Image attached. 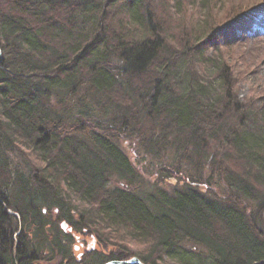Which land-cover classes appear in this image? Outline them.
Returning <instances> with one entry per match:
<instances>
[{"label":"trees","instance_id":"16d2710c","mask_svg":"<svg viewBox=\"0 0 264 264\" xmlns=\"http://www.w3.org/2000/svg\"><path fill=\"white\" fill-rule=\"evenodd\" d=\"M199 2L204 21L195 27V41L191 37L187 44L190 52L180 58L171 55L177 48L161 43L171 37L144 9L143 0H0V264L38 262L45 241L40 235L47 227L56 230L42 217L45 205L58 209L57 220H65L73 230L90 229L98 239L95 230L102 225L145 243V250L135 253L143 264L167 259L177 264H264V106L255 98L238 97L222 53L231 41L218 45L204 39L218 21L207 24L213 0ZM216 5L214 10L220 8ZM119 13L134 24L130 30L125 27L127 34L136 29L142 36L119 43L117 53L125 73H146V81L138 77L134 86L131 77L123 81V74L109 70L104 50L94 46L112 34L102 17L120 25ZM151 63L154 73L148 76ZM194 67H205L217 79L200 75ZM83 84L92 96L79 94ZM59 92L67 98L57 101ZM124 97L131 104L123 105ZM70 99L76 106L83 101L77 113L87 118H95L96 105L105 114L112 111L108 129L86 128L73 118L72 106L59 113V103ZM131 108L134 113H129ZM142 115L158 133L145 136L140 147L157 158L173 144L175 157L181 155L192 168L184 178L178 163L159 164L160 185H167L168 191L110 186L112 178H133L120 144ZM74 127L80 131L71 130ZM31 156L45 162L42 173L30 164ZM231 159L239 170L227 165ZM207 163L211 172L204 181L221 179L251 202V210L202 186L201 170L205 172ZM49 173L57 175L55 180L78 202L68 203L58 185L50 189L47 182L55 180ZM125 249L88 255L92 264H104L124 260Z\"/></svg>","mask_w":264,"mask_h":264},{"label":"rangeland","instance_id":"374dc122","mask_svg":"<svg viewBox=\"0 0 264 264\" xmlns=\"http://www.w3.org/2000/svg\"><path fill=\"white\" fill-rule=\"evenodd\" d=\"M144 1V9L150 12V15L154 17L159 26H162L160 30H164L165 34L169 38L168 41L163 40L165 46L177 48L175 52H172L171 55H175V57H182L190 52V48L187 45L190 44L191 41H195L193 39L198 30L195 28L197 25H200L202 21V14L200 12L203 11L204 6H200L199 0H143ZM213 4L220 5L218 6V10H214L213 4L209 5L211 16H207V24L210 25L209 22L215 20L218 24L214 27V31L210 32L206 36H204L205 40L216 41L218 45H221L224 41H231L230 47L224 48L223 54L225 55V59L228 60V64L230 65L229 72H233V82L235 83V91L238 94V97L241 98H255L258 105L264 106V25L261 28V23L264 22V0H213ZM259 8V9H258ZM107 16V15H106ZM117 17L121 19L120 25H117L116 21L110 23L106 18L102 17L104 23L107 28V31H111V37L108 36L106 38L101 37L102 41L100 44L94 45L97 46L100 51L104 50V54L106 55V62L104 65L111 71H117L123 76L121 79L124 81L126 78H130V72L128 74L125 73V64L122 62L121 57L117 54L119 51V43H130L133 42L134 39H139L142 36L137 35L136 29L131 34H127V30L134 28V24L128 20V17L125 14H118ZM142 17V16H141ZM143 21L147 20L143 16ZM249 22V23H248ZM248 24V25H247ZM247 26V28H246ZM127 27V28H125ZM104 28H102L101 31ZM147 31L143 29V34ZM160 32V31H159ZM103 33V32H102ZM126 33V34H125ZM262 34V35H260ZM127 35V36H126ZM161 33H157V36ZM126 36V38H124ZM141 36V37H140ZM162 37V36H161ZM192 37V38H191ZM124 38V39H123ZM133 38V40H132ZM154 39V34L151 37ZM191 38V41H190ZM108 43L105 46L104 41ZM162 40V38H161ZM238 40V41H237ZM165 41V42H164ZM211 43V42H210ZM232 44L234 46H232ZM100 45V46H99ZM209 55V54H208ZM230 59H229V58ZM228 58V59H227ZM217 62V60H216ZM215 62V63H216ZM188 64H194L188 61ZM218 64V63H217ZM96 67V64L94 65ZM200 67V66H199ZM81 70H84L83 64L80 66ZM149 69L148 76H152L154 73V67L152 63L146 68ZM212 69V68H211ZM194 70H198L200 75H207L209 79H217V77H212L211 73L205 67H201L197 69L194 67ZM125 73V74H124ZM198 73V74H199ZM157 79V74H154ZM137 76V77H136ZM138 77L142 78L140 80ZM146 73L137 72L132 74L131 82L134 86V83L140 81H146L145 79ZM83 79V78H82ZM86 81V79H84ZM216 82V81H215ZM87 83V82H86ZM86 84H83L79 94L82 96H92L91 88H86ZM57 101H63L67 98V95L59 92L56 94ZM98 99V96H97ZM107 103L112 104L110 99H104ZM140 103L143 99H139ZM138 100V101H139ZM80 102L77 106L75 105V101L73 99L68 100L64 103H59L57 107V111L60 113L65 106L73 107L72 116L75 119H80L83 125L88 129H92L95 131L101 132L102 130L108 129L111 121V112L105 114L103 109L99 105L94 106L96 111V116L94 119L87 118L78 114V110H81V106H83ZM121 102L123 105L127 102V99L122 98ZM139 103V104H140ZM53 104L56 108V101H53ZM131 104V103H129ZM127 106V105H125ZM126 109V108H125ZM129 113H134V109H130ZM70 111V110H69ZM129 115V114H128ZM76 116V117H75ZM134 119V115L130 114ZM131 122L133 123L134 120ZM136 126H133V132L131 136H123L121 137L122 141L120 147L122 151L126 154L132 169H133V178L130 181L129 176L127 179L120 178H112L110 182V186L113 187H128V191H135L136 189L140 190V192H152L156 188L161 187L168 191V186H161L159 177L157 175V170L161 166L173 167L178 163V174L179 176L186 177L189 171L192 172V168L189 165H185L183 161L184 157L180 155V158L175 157V145L173 144L164 150L165 152L161 154L159 157H154L151 154H147L141 147L140 142L145 138V136L151 133L156 132V127H154L151 123L147 121V117L137 116L136 117ZM76 132L80 130L77 127L72 128ZM135 130V131H134ZM80 136V135H79ZM169 139V138H168ZM23 150V149H22ZM24 152V151H23ZM31 152V151H30ZM29 150L26 149V154L29 155ZM31 155H34L31 152ZM12 159V155H11ZM14 161L18 163L17 159L14 158ZM14 164V163H13ZM11 162V167L14 165ZM30 164L34 165L36 172L42 173L43 168L45 167V162H42L38 159V157L31 156ZM160 164V165H159ZM227 165L231 169L239 170L238 164L234 160L227 161ZM201 169H203V164ZM204 169L201 170V174L203 177L201 179L202 186H205L208 189H212L220 194V197H230L233 200H236L241 205L245 206L248 210H251L252 204L251 202L243 200L239 197L235 192L230 190L225 182L220 179L218 182L215 178L211 182L207 183L204 181V178L209 175L211 172L209 164H204ZM48 173V172H47ZM52 176V180L57 179V175H53V173H49ZM139 181V184L136 183ZM48 187L51 189L50 185L55 187L58 185L60 190H63L61 193L67 199V202H78L76 198L68 193L66 186L62 183H58L57 180L51 182H47ZM216 184V185H214ZM136 185V187H134ZM215 186V187H214ZM166 187V188H165ZM53 193V192H52ZM71 195V197H69ZM71 198V199H70ZM75 204V203H73ZM78 205V204H75ZM68 206V205H67ZM86 206V205H84ZM82 207V209L87 208ZM69 208V206H68ZM42 211V217L49 218L56 227V230L53 227H47L48 231H45V235H40V240H45L44 249L41 248L42 252L39 251V257L37 263L34 264H92L90 255H88L91 251L101 252L103 254L116 253L125 249L127 252V256L124 260L135 257V253L137 254L141 250H145L146 244L131 240L124 231L122 230H110L108 228H103L102 225H99L96 232L98 235V239L94 231H90V229H84V231H77L76 229H71L65 220H57V214L59 212L56 208H49L48 205H45L40 208ZM81 209V210H82ZM49 211V212H47ZM71 211V209H70ZM72 212V211H71ZM74 221L77 223L81 220L78 218L74 212L71 214ZM95 228V227H94ZM93 230V229H91ZM57 231L59 235H57ZM54 238H57V242ZM126 246V247H125ZM155 264H177L172 260H163L159 261Z\"/></svg>","mask_w":264,"mask_h":264},{"label":"water","instance_id":"95a60500","mask_svg":"<svg viewBox=\"0 0 264 264\" xmlns=\"http://www.w3.org/2000/svg\"><path fill=\"white\" fill-rule=\"evenodd\" d=\"M105 264H143L139 259L136 257H132L127 260H121V261H108Z\"/></svg>","mask_w":264,"mask_h":264}]
</instances>
